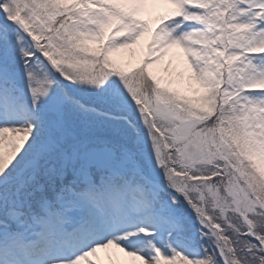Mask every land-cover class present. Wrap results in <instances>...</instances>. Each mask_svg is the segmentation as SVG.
Here are the masks:
<instances>
[{
    "label": "snow or ice",
    "instance_id": "6c2138e0",
    "mask_svg": "<svg viewBox=\"0 0 264 264\" xmlns=\"http://www.w3.org/2000/svg\"><path fill=\"white\" fill-rule=\"evenodd\" d=\"M0 264H264V0H0Z\"/></svg>",
    "mask_w": 264,
    "mask_h": 264
},
{
    "label": "rangeland",
    "instance_id": "374dc122",
    "mask_svg": "<svg viewBox=\"0 0 264 264\" xmlns=\"http://www.w3.org/2000/svg\"><path fill=\"white\" fill-rule=\"evenodd\" d=\"M114 55L115 54H113V56ZM129 55L135 56V58L132 60V59H129L128 56H126L125 58L118 59V61L125 62V63L128 62V61H131L132 65H136L137 63L142 62L144 60V58L146 57V55H147L146 42L144 44L143 50H141L139 47H136L134 54H133V50H131V52H130ZM114 58L116 59L115 56H114ZM184 66L187 67V64H184ZM153 71L156 72L158 75L168 76V73L164 72V67L161 66L160 64L154 65L153 66ZM171 73H172V78L177 81V78L175 77L176 72H174L173 70H171ZM184 82H186V80H184V81L179 80V81H177L176 86L177 87H187L188 82L187 83H184ZM192 86L193 87H197L196 85H193V83H192ZM101 255L104 256L103 253ZM120 255H121V257L123 256V254H120Z\"/></svg>",
    "mask_w": 264,
    "mask_h": 264
},
{
    "label": "bare ground",
    "instance_id": "6f19581e",
    "mask_svg": "<svg viewBox=\"0 0 264 264\" xmlns=\"http://www.w3.org/2000/svg\"><path fill=\"white\" fill-rule=\"evenodd\" d=\"M131 52V50H121L118 53H115V57L116 59H121V58H125L126 56H128L129 59H134L135 56L129 55ZM168 59H172L173 60V65H172V69L174 70V72L178 73V72H183L184 75L183 77H180L178 75H175L177 78V81L181 80V81H188V77L190 75V71L188 70V68L186 66H184V64H186L183 60V56L182 53L180 54V56L178 58L173 57L171 54L169 57L165 58L164 63H161L160 65L164 67V65L166 64Z\"/></svg>",
    "mask_w": 264,
    "mask_h": 264
}]
</instances>
